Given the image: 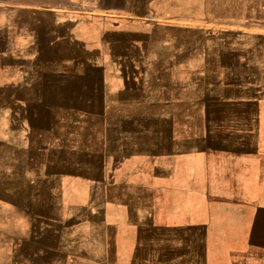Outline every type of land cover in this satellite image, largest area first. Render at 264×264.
Wrapping results in <instances>:
<instances>
[{
	"label": "crops",
	"instance_id": "1",
	"mask_svg": "<svg viewBox=\"0 0 264 264\" xmlns=\"http://www.w3.org/2000/svg\"><path fill=\"white\" fill-rule=\"evenodd\" d=\"M172 2L0 0V94L35 96L48 74L68 82L76 77L71 57L79 96L86 70L97 73L102 118L120 151L158 161L148 172L156 180L124 183L121 199L158 207L159 222L174 232V264H264L261 105L224 91L227 65L240 63L228 56V24L206 12L192 22ZM227 104L243 117L208 119Z\"/></svg>",
	"mask_w": 264,
	"mask_h": 264
},
{
	"label": "rangeland",
	"instance_id": "2",
	"mask_svg": "<svg viewBox=\"0 0 264 264\" xmlns=\"http://www.w3.org/2000/svg\"><path fill=\"white\" fill-rule=\"evenodd\" d=\"M177 4L192 22L206 12L228 24V56L240 63L230 62L221 82L231 99L259 100L264 147V0H173L171 8ZM70 60L76 77L68 82L48 74L35 96L0 94V264H174V232L159 222L158 207L121 199L124 183L156 180L148 172L158 161L120 151L100 111L99 75L86 70L83 99ZM57 82L68 89H56ZM235 112L227 104L206 115L243 117ZM245 113L253 130L252 113Z\"/></svg>",
	"mask_w": 264,
	"mask_h": 264
}]
</instances>
